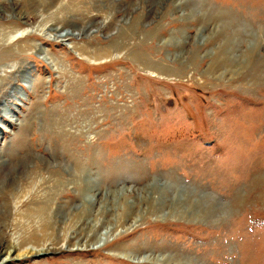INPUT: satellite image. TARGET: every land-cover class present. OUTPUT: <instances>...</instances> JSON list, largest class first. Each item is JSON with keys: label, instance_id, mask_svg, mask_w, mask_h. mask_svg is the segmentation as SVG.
Segmentation results:
<instances>
[{"label": "rangeland", "instance_id": "obj_1", "mask_svg": "<svg viewBox=\"0 0 264 264\" xmlns=\"http://www.w3.org/2000/svg\"><path fill=\"white\" fill-rule=\"evenodd\" d=\"M172 247L264 264V0H0V264Z\"/></svg>", "mask_w": 264, "mask_h": 264}, {"label": "bare ground", "instance_id": "obj_2", "mask_svg": "<svg viewBox=\"0 0 264 264\" xmlns=\"http://www.w3.org/2000/svg\"><path fill=\"white\" fill-rule=\"evenodd\" d=\"M245 77V76H244ZM244 85V84H243ZM207 212H209V211H202L201 213H197L196 214V216H200V218H202L203 216H206L207 215ZM193 216H194V214H193ZM198 217H197V219H198ZM200 218H199V220H200ZM193 219V218H192ZM168 247V246H167ZM123 248V247H122ZM127 247L126 246H124V249H126ZM162 248H164V247H162ZM172 251H175V252H173V254H171V256H166L164 259H165V261L167 262V263H171L172 262V264H185V262L183 261L184 259H182V257H181V250H180V248L178 249L177 247H172ZM160 250H161V248H160ZM169 251V250H168ZM170 252V251H169ZM183 252V251H182ZM181 253V254H180ZM181 261H183V262H181Z\"/></svg>", "mask_w": 264, "mask_h": 264}]
</instances>
